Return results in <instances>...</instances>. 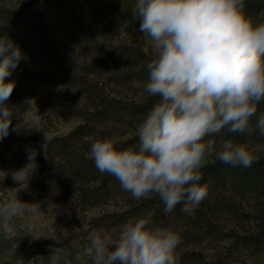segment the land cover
Wrapping results in <instances>:
<instances>
[{"label": "trees", "instance_id": "1", "mask_svg": "<svg viewBox=\"0 0 264 264\" xmlns=\"http://www.w3.org/2000/svg\"><path fill=\"white\" fill-rule=\"evenodd\" d=\"M132 7L134 0H19L16 8L0 7V37L7 36L22 52L7 77L15 81L7 103L14 107L16 131L10 129L0 141V166L25 167L28 152L14 151L13 146L42 143L40 134H30L23 125V115L32 106L53 120L80 121L67 135L53 138L45 153L36 151L37 167L27 168L39 178L24 188L12 182L16 197L39 202L41 208L72 198L84 211L115 200L119 211L110 219L116 225L138 217L162 226L174 221L188 244L232 239L250 256L264 254V152L255 150L264 147V137L255 128L264 101L245 134L222 131L214 137L246 143L259 161L244 169L210 159L201 180L208 185V196L191 216L180 205L166 215L155 196L133 199L89 158L90 146L99 138H114L118 149L136 145V128L159 99L141 95L135 86L148 79L146 63L154 49L145 48L150 39L140 32ZM246 12H264V0H246ZM133 90L138 97L130 96Z\"/></svg>", "mask_w": 264, "mask_h": 264}, {"label": "clouds", "instance_id": "2", "mask_svg": "<svg viewBox=\"0 0 264 264\" xmlns=\"http://www.w3.org/2000/svg\"><path fill=\"white\" fill-rule=\"evenodd\" d=\"M132 13L154 49L146 63L148 79L135 86L141 95L159 99L138 124L136 145L118 149L114 138H99L91 144L89 158L133 199L155 196L166 215L180 205L191 216L208 196V185L201 180L210 159L244 169L260 159L246 143L214 137L222 131L245 134L264 101V22L247 14L246 0H134ZM0 57L2 141L10 129L16 131L14 107L7 103L15 81L7 77L22 52L7 36L0 37ZM255 128L264 137V113ZM36 155L29 150L25 168L37 167ZM19 172H12L13 180ZM40 208L39 202L18 197L0 201V230L11 233L22 219L30 233ZM181 240L171 226L138 217L115 234L103 228L92 231L87 253L92 264H178ZM57 259L53 253L50 264Z\"/></svg>", "mask_w": 264, "mask_h": 264}, {"label": "rangeland", "instance_id": "3", "mask_svg": "<svg viewBox=\"0 0 264 264\" xmlns=\"http://www.w3.org/2000/svg\"><path fill=\"white\" fill-rule=\"evenodd\" d=\"M18 6L19 0H0V7L12 9ZM250 17L257 23L264 22V12ZM145 48L153 49L151 40L145 42ZM135 90L130 93L131 97L139 96ZM79 124V120H53L40 112L37 106H32L23 115V125L30 134H40L42 143L15 144L13 150L45 153L53 138L67 135ZM255 150L263 154L264 147H256ZM13 171H20L17 181L12 178ZM38 178L39 174L30 168L0 166V201L16 197L18 189L14 188L15 183L24 188ZM116 204L114 200L107 206L84 211L75 206L72 198L66 199L57 203L55 209L40 208L36 211L32 220L34 227L30 233L22 227V219H18L11 233L0 230V264H50L49 256L53 253L58 258L57 264H92L87 253L88 236L98 228L114 234L119 231L122 225H116L110 219L112 214L119 211ZM171 227L182 234L183 229L178 223L173 221ZM233 244L232 239L206 240L197 245L188 244L182 239L176 250L178 264H264V254L250 256L244 249L236 248Z\"/></svg>", "mask_w": 264, "mask_h": 264}]
</instances>
